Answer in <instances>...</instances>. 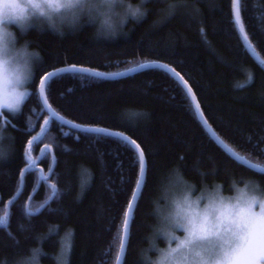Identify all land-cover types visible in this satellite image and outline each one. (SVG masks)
Instances as JSON below:
<instances>
[{"label":"trees","instance_id":"obj_1","mask_svg":"<svg viewBox=\"0 0 264 264\" xmlns=\"http://www.w3.org/2000/svg\"><path fill=\"white\" fill-rule=\"evenodd\" d=\"M146 7L147 17L130 22L128 35L114 41L94 39L90 27L63 39L47 32L30 33L43 61L36 68L33 95L22 112L0 117L9 122L14 137L11 157L0 162V216L19 189L27 144L48 116L39 82L46 73L68 66L114 73L145 62L166 64L189 84L214 132L239 155L264 164V68L249 53L251 48L264 60V0H241L242 31L234 21L233 0H188L186 7L167 18L165 0H150ZM239 83L245 86L237 87ZM46 96L70 122L123 133L144 153L146 176L123 264H139L137 252L148 231L156 184L171 166L179 164L197 183L200 177L192 168L197 161L198 167H214L215 178L225 180L226 189L229 175L264 184V174L238 163L217 145L199 122L185 90L161 69L118 79L63 74L49 82ZM43 146L51 148L55 166L28 208L34 210L48 201V185L55 184L61 195L38 215L28 217L27 202L41 173L27 172L23 190L10 206L7 228L0 229V261L15 264L31 248L42 247L41 264H59L62 243L71 231L68 264H115L139 179L136 151L113 137L81 132L55 120L34 144L35 158ZM52 162L51 153L45 151L38 166L47 174ZM207 179H213L211 173Z\"/></svg>","mask_w":264,"mask_h":264},{"label":"clouds","instance_id":"obj_2","mask_svg":"<svg viewBox=\"0 0 264 264\" xmlns=\"http://www.w3.org/2000/svg\"><path fill=\"white\" fill-rule=\"evenodd\" d=\"M149 2L0 0V117L20 114L33 95L31 84L43 55L30 33L47 32L63 39L90 27L96 40H118L128 35L130 22L147 17ZM165 3L167 18L186 7L188 0ZM9 127L0 120V162L13 152ZM198 163L192 168L199 183L179 164L160 174L148 231L137 252L139 264H264V184L229 175L226 189L225 180L215 178L214 167L204 169ZM257 167L264 169V164ZM44 255L42 247H33L15 264H41Z\"/></svg>","mask_w":264,"mask_h":264},{"label":"water","instance_id":"obj_3","mask_svg":"<svg viewBox=\"0 0 264 264\" xmlns=\"http://www.w3.org/2000/svg\"><path fill=\"white\" fill-rule=\"evenodd\" d=\"M249 53L251 54V56L253 58L254 57H258L259 59H261V57L255 51H253L251 48H249ZM254 60L257 62L256 59H254ZM141 65H150V66L146 67V68H141L140 67ZM159 65H165V66H167V68L159 67ZM150 68H158V69L163 70L164 72L170 74L182 86V88L185 90L187 96L189 97V99H190V101L192 103V106L194 108L195 114H196L199 122L202 124V126L205 128V130L209 133L211 138L217 143L218 146H220L232 159H234L238 163L242 164L243 166L247 167L248 169H250V170H252L254 172L264 174V169L258 168L257 167L258 164H255V163L249 161L248 159H246L245 157H243V156L239 155L238 153H236L231 147H229L214 132V130L211 128V126L207 122L205 116L203 115L200 105H199V110L198 111L196 110L195 102H198V101H197V98H196L193 90L189 86V84L185 81V79L180 74H178L173 68L169 67L168 65L160 63V62H145V63L139 64L137 66H133L131 68H128V69H125V70H122V71H119V72H114V73H104V72H100L98 70H94V69H90V68L68 66V67L52 70V71L46 73L41 78V80L39 82L38 93H39V96H40V100H41V102L43 104L44 111L48 114V116L43 121V124L41 126L40 132L36 136H34L27 144V147H26L27 157H25L27 165L21 172V175H20V186H19V189H18L17 193L15 194V196L10 201L7 202L6 214L8 215V217H9L10 206H11L12 202H14V201H16L18 199V197L20 196V194H21V192L23 190L24 178H25L27 172H29V171H26V169L29 167L30 163L33 164L32 170L40 171L41 178L42 177H47V180H48L51 177V174H52V172L54 170V166H55V158L53 156V152H52L51 148L43 146L41 151H40V153L38 154L37 158H35L34 155H33V147H34V144L36 142H38V141H40V140H42L44 138V136L48 132V130L50 128V125H51V122L53 120L63 124L64 126H67V127H70V128H74V129L79 130L81 132L91 133V134H100V135L108 136V134L102 133V132H88V131H84V130H80L78 128H75V127L72 126L75 123H72V122L68 123V122H70L69 120H67L66 118H64L60 114H58L51 107V105L49 104V102L47 100L46 88H47V85L49 84V82L51 80H53L54 78L60 76V75H63V74H74V73L83 74V75H87V76H90V77H93V78H99V79H118V78H125V77H128V76H131V75H133V74H135L137 72L143 71L145 69H150ZM85 70H87V71H85ZM171 70H174V72L171 71ZM92 73H103V74H105L106 77L105 78H101V77L93 75ZM188 88H190L191 89V93L194 94V98H195L194 100H193L192 96L188 94ZM200 113H202V115ZM205 121H206V123H205ZM75 125H77V124H75ZM81 127H83V128H91V129H102V128H96V127H85V126H81ZM103 130H106V129H103ZM108 131L109 132H115V131H110V130H108ZM123 135H125V134H123ZM130 140L134 141L131 138H130ZM134 143H135V145L138 146V151L135 150L137 155H138V152H142L143 153V151L140 148V146L135 141H134ZM45 151H49L51 153L52 157H53L52 166L50 168L51 174H50V170L48 171L47 174H45L43 169L38 166ZM143 162H144V172L142 174L141 170H140L139 179H138L136 188L134 190L132 199L130 201V204L128 206V209H127V212H126V215H125V220L128 221V230H127V235H125V229H124V225H123L121 245L122 244L124 245V251H123V254H122V264H123V261H124V258H125V254H126V250H127V245H128L129 235H130L131 220H132V217H133L135 206H136V204L138 202V199L140 197V194L142 192L144 181H145V176H146L147 167H146V159H145L144 153H143ZM41 178H40L35 190L32 192L31 196L28 199L27 208L29 207L30 201L32 200L33 196L35 195V193L38 191V189L40 187V183L43 180ZM49 202L50 201L48 200L44 205L47 206L49 204ZM121 245H120L118 256H121V251H120L121 250ZM115 264H116V262H115Z\"/></svg>","mask_w":264,"mask_h":264},{"label":"snow or ice","instance_id":"obj_4","mask_svg":"<svg viewBox=\"0 0 264 264\" xmlns=\"http://www.w3.org/2000/svg\"><path fill=\"white\" fill-rule=\"evenodd\" d=\"M240 3H241V0H233L234 21H235L236 25L239 26V28L242 31L243 25H242V22H241V19H240V12H239ZM245 39H246V37H245ZM254 59H256L257 63H259L262 68H264V60H261L258 57H254ZM149 66L150 65H141L140 67L141 68H146V67H149ZM159 67L167 68V66H165V65H159ZM85 71H87V70H85ZM171 71L174 72V70H171ZM92 74L95 75V76L101 77V78H105L106 77L105 74H103V73H92ZM247 75H248V79H247L246 83L250 84L252 82V74H251V72H248ZM236 86L242 88V87L245 86V84L244 83H239ZM188 94L192 96L193 100L195 99L194 98V94L191 93V89L190 88H188ZM195 108H196L197 111L199 110L198 102H195ZM200 114L202 115V113H200ZM68 123H71V122H68ZM205 123H206V121H205ZM72 126L75 127V128H78L80 130H84V131H88V132H102V133H106V134H108L109 137H113V138L117 139L119 142L123 143L125 146H130L134 150L138 151V146L135 145L134 141H131L130 138H128L127 136L123 135L122 133L109 132L108 130H103V129L83 128L80 125H75V124H73ZM26 157H27V154H26ZM137 163L139 164L141 173L143 174V172H144V162H143V153L142 152H138ZM32 168H33V164L30 163L29 167L26 169V171L30 172V171H32ZM50 174H51V170H50ZM41 179L46 181L47 177H42ZM48 187H50V189H51V195L48 197V200L49 201H51L53 199H57L58 200L59 196L61 195L60 190L56 187L55 184L48 185ZM45 207H46V205H41L40 207H38V208H36L34 210L31 209V208H27L25 210V212H26V215L28 217H34V216L38 215ZM7 221H8V215L7 214H5L3 216H0V229H6L7 228ZM124 229H125V235H127V230H128V221L127 220L124 221ZM71 237H72V233H71V231H69V233H67L66 242L62 243V246H61V255H60V257H58L59 264H68L67 257H68V255H70L71 248H72ZM120 251H121V256L117 257L116 264H122V254H123V251H124V245L123 244L121 245V250Z\"/></svg>","mask_w":264,"mask_h":264}]
</instances>
